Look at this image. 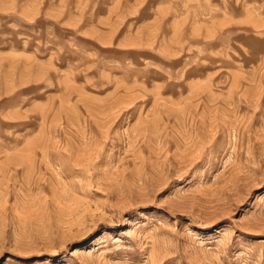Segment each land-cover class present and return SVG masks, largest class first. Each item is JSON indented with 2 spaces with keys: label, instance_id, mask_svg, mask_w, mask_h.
Masks as SVG:
<instances>
[{
  "label": "rangeland",
  "instance_id": "obj_1",
  "mask_svg": "<svg viewBox=\"0 0 264 264\" xmlns=\"http://www.w3.org/2000/svg\"><path fill=\"white\" fill-rule=\"evenodd\" d=\"M0 264H264V0H0Z\"/></svg>",
  "mask_w": 264,
  "mask_h": 264
}]
</instances>
